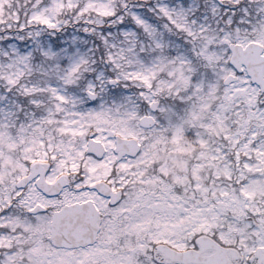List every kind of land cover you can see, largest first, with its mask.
Segmentation results:
<instances>
[{
	"label": "snow or ice",
	"instance_id": "obj_1",
	"mask_svg": "<svg viewBox=\"0 0 264 264\" xmlns=\"http://www.w3.org/2000/svg\"><path fill=\"white\" fill-rule=\"evenodd\" d=\"M0 264H264V0H0Z\"/></svg>",
	"mask_w": 264,
	"mask_h": 264
}]
</instances>
